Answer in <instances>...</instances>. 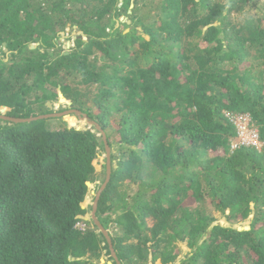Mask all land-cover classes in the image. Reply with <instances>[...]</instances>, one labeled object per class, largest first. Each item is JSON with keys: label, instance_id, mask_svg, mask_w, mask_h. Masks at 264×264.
I'll return each mask as SVG.
<instances>
[{"label": "trees", "instance_id": "16d2710c", "mask_svg": "<svg viewBox=\"0 0 264 264\" xmlns=\"http://www.w3.org/2000/svg\"><path fill=\"white\" fill-rule=\"evenodd\" d=\"M260 3L0 0V115L56 114L63 95L101 126L112 173L97 217L121 264H174L180 243L181 264H264ZM68 27L88 40L63 51ZM233 113L250 115L261 149L231 151ZM105 155L100 132L76 119H0V264H117L84 219ZM216 213L253 219L239 230Z\"/></svg>", "mask_w": 264, "mask_h": 264}, {"label": "rangeland", "instance_id": "374dc122", "mask_svg": "<svg viewBox=\"0 0 264 264\" xmlns=\"http://www.w3.org/2000/svg\"><path fill=\"white\" fill-rule=\"evenodd\" d=\"M260 7L264 11V3H260ZM247 11H249L250 15L256 14L255 12H257V13H262L263 12V11L262 12L255 11L254 9H250V10H247ZM242 18L243 19L245 18L244 15H237L236 16V20L239 19V21H240ZM122 19H124V22H125L126 18H122ZM80 36L82 37L80 39H83V40H86V41L88 40V38L85 37L82 34V32H80L77 28L68 27L65 32L61 33V38L59 40V43L61 45L62 50L63 51H69V49L73 48L75 39L79 38ZM37 46H38V44L37 45H33V48H35ZM51 105L53 106V111H55V113H61V110L67 111V110L70 109V106H71V105H69V102L67 100L64 103L59 101V102H55L54 104H51ZM0 112H2L1 109H0ZM2 113H4V112H2ZM70 118H72L74 120L76 119V124H79L82 129H92V127L86 121L78 120L75 116H71ZM65 121L68 122L71 125V123L68 120H65ZM55 124L56 125H61V123H55ZM95 196H96V192L93 190L91 192V194H89V196L87 198V201L85 203L86 207L93 205L94 200H95ZM212 208H213L212 206L209 207L210 210H212ZM114 217H115V215H112L105 221L106 224H107V227L112 225V223H113L112 220L114 219ZM216 217H217V220H218L216 224H220V225L225 226V227H234V228L239 229V230H248L250 228L251 221L253 219V217L251 216L248 220H246L244 222L232 225L231 223H229L226 220V218L224 216H221L220 214L216 213ZM84 219L87 220V221L92 220L91 213L89 212L84 217ZM109 233H110V231H109ZM178 246L180 248V254H179V258L177 259V261L174 264H181V261H183L187 257V254L190 252V250L188 249V247H187V245L185 243H180ZM106 260H107V257L104 256V257H102L100 259V262L97 263V264H104V263H106ZM109 264H112V263H109ZM156 264H161V263L157 262Z\"/></svg>", "mask_w": 264, "mask_h": 264}, {"label": "water", "instance_id": "95a60500", "mask_svg": "<svg viewBox=\"0 0 264 264\" xmlns=\"http://www.w3.org/2000/svg\"><path fill=\"white\" fill-rule=\"evenodd\" d=\"M121 21H124V19H121ZM79 38H82V37L80 36ZM60 102H62V103L66 102V99L63 97V95H60ZM69 105H71V104H69ZM2 112H4V109L2 110ZM73 115L77 116L78 119H80L82 121H86L91 127H95L96 130L99 131L101 136H102V142L104 143L105 150H106V155H105V157H106V180H105L104 184L102 185V187L99 189V191L96 193L95 200H94V203L92 205L91 218H92V221L94 222L95 226L98 228L99 232H101L103 234L104 238L106 239V241L109 245L110 251H111L112 258L115 260V262L117 264H121V262L119 261V259L117 257L116 251L114 249L113 242H112L111 235H110L109 231L107 229H105V227L102 225L99 218L97 217L98 203H99L101 194L106 189V187L110 181L111 173H112L111 147L108 144L106 134L103 131V129L101 128V126L98 123H96L95 121L90 120L88 118V116L86 114H83L81 111L71 109V108L67 111L62 112V113L44 115V116H39L37 118H32V119H15V118L5 117V116H1V115H0V119L6 120V121H11L14 123H28V122H32V121H36V120L49 119V118L71 117Z\"/></svg>", "mask_w": 264, "mask_h": 264}, {"label": "built area", "instance_id": "2783aa9c", "mask_svg": "<svg viewBox=\"0 0 264 264\" xmlns=\"http://www.w3.org/2000/svg\"><path fill=\"white\" fill-rule=\"evenodd\" d=\"M236 127L237 135L231 143V151L243 147L262 148L258 130L254 127L250 115L247 113H233L227 115Z\"/></svg>", "mask_w": 264, "mask_h": 264}, {"label": "bare ground", "instance_id": "6f19581e", "mask_svg": "<svg viewBox=\"0 0 264 264\" xmlns=\"http://www.w3.org/2000/svg\"><path fill=\"white\" fill-rule=\"evenodd\" d=\"M6 110L4 109V112H5ZM67 118H69V117H67Z\"/></svg>", "mask_w": 264, "mask_h": 264}, {"label": "clouds", "instance_id": "9594fccd", "mask_svg": "<svg viewBox=\"0 0 264 264\" xmlns=\"http://www.w3.org/2000/svg\"><path fill=\"white\" fill-rule=\"evenodd\" d=\"M248 114V113H247Z\"/></svg>", "mask_w": 264, "mask_h": 264}]
</instances>
